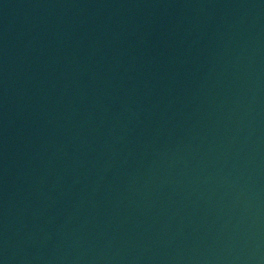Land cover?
I'll return each mask as SVG.
<instances>
[{
    "label": "water",
    "instance_id": "water-1",
    "mask_svg": "<svg viewBox=\"0 0 264 264\" xmlns=\"http://www.w3.org/2000/svg\"><path fill=\"white\" fill-rule=\"evenodd\" d=\"M0 264H264V0H0Z\"/></svg>",
    "mask_w": 264,
    "mask_h": 264
}]
</instances>
